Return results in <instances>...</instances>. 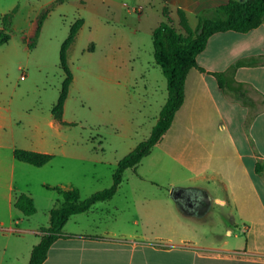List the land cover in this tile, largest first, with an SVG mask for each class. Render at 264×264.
I'll return each instance as SVG.
<instances>
[{
    "label": "rangeland",
    "instance_id": "374dc122",
    "mask_svg": "<svg viewBox=\"0 0 264 264\" xmlns=\"http://www.w3.org/2000/svg\"><path fill=\"white\" fill-rule=\"evenodd\" d=\"M226 1L0 0V32L11 35V40L0 46V88L8 96L15 94V102L29 93L38 99L42 96L46 106L51 103L59 95L65 79L60 55L62 45L72 25L78 19H85L78 39L69 50L74 82L66 118L75 124L70 134L77 142H101L104 149L99 150L102 162H77L70 170L71 174L75 173L71 177L76 182L84 176H92V189L84 191V196L88 197L113 184L119 160L148 139L168 98L167 79L154 57V29L167 21L185 33L176 14L177 4L187 9L189 22L195 28L200 8ZM47 11L49 15L41 34L30 48L35 42L39 18ZM23 76L25 81H22ZM182 150L177 127L165 135L136 171L125 172L124 181L112 200L98 203L89 214L72 218L69 229L77 219L87 221L92 229L101 228L100 223L104 221L105 229L115 228L129 239L135 234V242L141 246L137 260L156 264L169 259L167 253L142 246L164 250L170 238L175 240L173 244H178L181 236L189 231L172 228L174 220L170 219L169 206L184 216L181 212L184 209L175 200L173 191L196 183L193 174L182 165ZM34 192L37 213L25 216L16 208L13 210L14 215L19 213L25 219L20 225L12 224L15 217L11 219L8 210L0 209V223L6 222L0 226V264H23L31 246L40 238L35 233L13 234L11 224L12 230L49 228L50 211L63 201L61 194L49 188L39 186ZM160 197L170 198L171 203ZM131 198L135 200V207L128 202ZM205 212L201 209L195 218L199 219L202 214L207 216ZM217 215L212 219H220ZM213 229L226 237L230 248L245 241L242 234L240 240L226 236L224 226L208 225L204 231L210 240ZM6 244L10 245V252L4 257ZM176 255L180 254L175 252L170 257ZM175 259L170 262L183 264L180 257Z\"/></svg>",
    "mask_w": 264,
    "mask_h": 264
},
{
    "label": "crops",
    "instance_id": "0c3cea01",
    "mask_svg": "<svg viewBox=\"0 0 264 264\" xmlns=\"http://www.w3.org/2000/svg\"><path fill=\"white\" fill-rule=\"evenodd\" d=\"M216 2L200 8L197 15L204 8L221 5ZM179 7L187 13L185 7L177 4L176 14ZM197 61L205 71L193 68L189 72L185 102L170 130L179 127L182 165L193 174L196 183L192 187L207 202L203 211L208 215L202 214L197 219L194 213L183 210L182 216L169 206L170 219L174 220L171 226H175L172 228L189 231L184 230L178 244H173L175 240L170 238L164 250L142 247L167 253L169 259L156 264H176L170 262L175 257V260L180 257L183 264L186 261L187 264H264V24L248 33L214 34ZM237 62L240 63L235 65ZM216 73L222 77L219 79ZM72 87L73 83L62 122L53 113L62 86L59 95L47 106L42 96L38 99L29 93L15 102V94L8 96L0 88V209L8 210L11 219L15 217L12 224L25 221L19 213L13 214L16 198L27 194L37 205L34 190L39 186L65 190L76 187L83 199L87 198L84 191L92 189L91 175L76 182L71 177L75 173L71 174L70 170L77 162H102L99 150L104 149L101 142H77L70 134L73 123L66 118V108ZM16 149L52 154L54 158L45 166L36 167L17 160ZM166 198L160 197L164 201ZM128 202L135 207L133 198ZM167 202L171 203V199L167 198ZM96 205L88 212L71 216L63 229L66 236L54 242L43 264H152L137 260L141 246L135 242V234L129 239L115 228L105 229L104 221L99 222L101 228L92 229L87 221L79 219L69 229L72 218L93 212ZM214 215L220 219H212ZM208 225L224 226L226 236L239 239L242 234L245 241L230 248L226 237L215 229L210 240L204 231ZM12 229L13 234L27 232L40 236L23 262L29 264L33 248L41 242L42 228ZM4 251L5 257L10 252L9 244ZM175 252L180 255L170 257Z\"/></svg>",
    "mask_w": 264,
    "mask_h": 264
},
{
    "label": "trees",
    "instance_id": "16d2710c",
    "mask_svg": "<svg viewBox=\"0 0 264 264\" xmlns=\"http://www.w3.org/2000/svg\"><path fill=\"white\" fill-rule=\"evenodd\" d=\"M177 14L185 33L178 31L167 21L161 22L153 33L154 57L167 79L168 98L150 137L139 143L133 151L119 161L113 175V184L110 187L97 191L85 199L81 197L80 191L76 187L65 190L58 186H47L61 194L63 201L57 208L51 210L50 227L42 229L41 242L33 248L29 264H43L46 261L49 249L54 242L66 236L63 229L71 216L88 212L97 203L111 200L117 194L123 183L125 172L128 169L136 171L138 165L152 153L153 148L163 140L170 130L176 113L185 102V85L189 72L193 68L205 71L199 66L197 57L207 48L211 36L228 31L248 33L259 28L264 24V0H228L216 7L204 8L198 14L196 28L191 26L183 8L179 7ZM48 15L49 11L41 14L35 42L30 45V48L35 46ZM84 24L85 19L81 18L72 25L70 34L61 48V66L65 72V80L62 84L59 101L53 109L55 117L60 122H62L65 103L74 81L69 64V50L76 42ZM10 40L11 35L0 32V46ZM239 63L237 62L235 65ZM216 76L220 79L222 74L216 73ZM14 155L17 160L36 167H43L54 158L52 154L25 149H16ZM15 207L25 216H32L37 212L34 198L27 194H21L16 198Z\"/></svg>",
    "mask_w": 264,
    "mask_h": 264
},
{
    "label": "flooded vegetation",
    "instance_id": "af4514ba",
    "mask_svg": "<svg viewBox=\"0 0 264 264\" xmlns=\"http://www.w3.org/2000/svg\"><path fill=\"white\" fill-rule=\"evenodd\" d=\"M173 195L178 204L188 213H200L201 209L207 206L205 199L194 187L177 188L173 191Z\"/></svg>",
    "mask_w": 264,
    "mask_h": 264
},
{
    "label": "built area",
    "instance_id": "2783aa9c",
    "mask_svg": "<svg viewBox=\"0 0 264 264\" xmlns=\"http://www.w3.org/2000/svg\"><path fill=\"white\" fill-rule=\"evenodd\" d=\"M22 79H24V76L22 77Z\"/></svg>",
    "mask_w": 264,
    "mask_h": 264
}]
</instances>
